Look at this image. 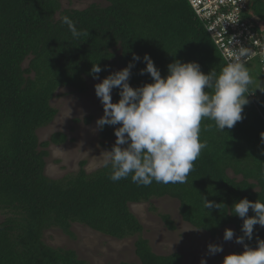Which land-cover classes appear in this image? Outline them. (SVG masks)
<instances>
[{
    "label": "trees",
    "instance_id": "16d2710c",
    "mask_svg": "<svg viewBox=\"0 0 264 264\" xmlns=\"http://www.w3.org/2000/svg\"><path fill=\"white\" fill-rule=\"evenodd\" d=\"M260 1L249 0L256 23L264 19ZM106 2L61 9V0H0V210L7 214L0 222V264H91L71 248L42 240L43 232L50 228L73 236L75 222L116 239L136 236L134 251L139 264H182L179 252L158 254L152 250L141 236L143 226L131 211V203L173 197L179 201L182 219L195 228L215 237L222 228L233 225L237 237L243 235V220L229 214L232 205L242 198L264 202L260 135L264 133V101L252 84L243 119L234 127L221 132L212 121H202L200 139L207 142V148L195 161L187 183L142 186L130 177L113 182L110 167L87 172L85 160L79 162L76 172L60 178L44 173L47 147L64 143L67 136L55 131L39 141L36 130L56 115L50 100L59 87L87 91L92 63L104 69L100 79L115 72L116 64L124 68L133 62V54L141 58L148 54L162 77L177 60L196 62L205 74L219 72L227 64L188 0ZM64 17L84 34L73 38L62 22ZM260 31L264 34V29ZM133 63L130 86L152 83L149 75H140L143 61ZM112 92L115 103L119 90ZM90 121L91 116L83 119L85 124ZM209 124L213 127L206 130ZM118 126L105 125L100 130L104 146L112 148L114 143L106 141L115 138ZM201 196L220 204L219 209H205ZM159 215L169 229L175 228L168 213ZM252 215L250 209L248 216ZM257 239L264 240V227L259 225L254 226L253 239H245V243L254 248Z\"/></svg>",
    "mask_w": 264,
    "mask_h": 264
},
{
    "label": "clouds",
    "instance_id": "9594fccd",
    "mask_svg": "<svg viewBox=\"0 0 264 264\" xmlns=\"http://www.w3.org/2000/svg\"><path fill=\"white\" fill-rule=\"evenodd\" d=\"M62 22L73 38L84 34L68 17ZM244 56V52H239L219 72L211 70L207 74L196 62L177 60L167 66L168 74L162 77L148 54L142 58L133 54V62L142 60L145 64L140 75H149L152 83L131 87L128 81L134 63L129 62L95 84V95L103 107V115L95 122L96 128L119 125L114 128L115 143L110 151L104 152L103 165L111 169L109 179L117 182L130 177L133 183L142 186L153 182L187 183L195 161L207 148V142L200 139L202 121H212L218 131L224 132L243 119L252 83ZM102 70L99 64L92 63L90 75L98 79ZM114 88L119 90L115 103L111 95ZM213 124L207 125L206 130ZM260 135L264 143V133ZM261 154L264 155V150ZM261 175L264 176V170ZM201 197L205 209H219L220 204ZM250 209L252 216H248ZM229 214L243 220V235L235 237L243 251L224 256L222 264H264V240L257 239L254 248L245 243V239H253L254 226L264 227V202L242 198L232 205ZM233 238V230L226 228L223 240ZM222 251L221 245H207L209 255ZM200 264L207 261L202 258Z\"/></svg>",
    "mask_w": 264,
    "mask_h": 264
},
{
    "label": "rangeland",
    "instance_id": "374dc122",
    "mask_svg": "<svg viewBox=\"0 0 264 264\" xmlns=\"http://www.w3.org/2000/svg\"><path fill=\"white\" fill-rule=\"evenodd\" d=\"M106 5V0H61V9H82L90 3ZM260 13H264V0L259 2ZM58 16V13L56 14ZM255 21H257L255 19ZM259 29H264V19H258ZM28 59L23 65H27ZM245 67L252 78V86L257 96L264 101V70L257 60L245 62ZM122 67L118 64L114 71ZM102 79L87 78L88 89L85 93L76 92L67 86L59 87L50 104L57 109L53 120L36 130L39 141L46 140L50 134L60 131L66 134L67 139L62 144H50L47 147L48 155L44 173L52 178H60L74 173L79 169V162L85 160L84 168L87 172L103 166L104 152L110 147L102 144L100 130L96 128V120L103 115V107L95 95L94 85ZM113 98V92H112ZM91 116L89 124L83 122L84 117ZM115 139L106 141L115 143ZM233 176L231 171H228ZM240 179V176L236 177ZM131 211L136 215L143 226L141 236L149 241L152 250L158 254L179 252L182 264H200L205 259L207 264H222L224 256L230 253H240L243 246L235 242V229L227 225L220 230L217 236L212 237L208 232L195 228L184 221L179 213V201L169 196L152 197L148 201L131 203ZM160 213H168L175 228L169 229L160 217ZM6 212L0 210V222L4 220ZM228 228L233 230L234 238L231 241L223 240V232ZM73 236L65 234L59 228H50L43 232L42 240L55 247L73 249L77 256L91 264H117L121 261L135 262L139 259L134 251L136 236L116 239L95 231L83 224L72 223ZM208 244L221 245L222 252L209 255Z\"/></svg>",
    "mask_w": 264,
    "mask_h": 264
},
{
    "label": "built area",
    "instance_id": "2783aa9c",
    "mask_svg": "<svg viewBox=\"0 0 264 264\" xmlns=\"http://www.w3.org/2000/svg\"><path fill=\"white\" fill-rule=\"evenodd\" d=\"M188 1L227 63L244 52V63L257 60L264 70V34L252 19L249 0Z\"/></svg>",
    "mask_w": 264,
    "mask_h": 264
}]
</instances>
